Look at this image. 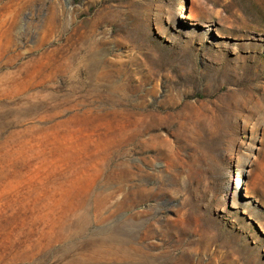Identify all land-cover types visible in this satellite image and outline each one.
I'll return each instance as SVG.
<instances>
[{
  "label": "rangeland",
  "instance_id": "1",
  "mask_svg": "<svg viewBox=\"0 0 264 264\" xmlns=\"http://www.w3.org/2000/svg\"><path fill=\"white\" fill-rule=\"evenodd\" d=\"M0 264H264V0H0Z\"/></svg>",
  "mask_w": 264,
  "mask_h": 264
}]
</instances>
